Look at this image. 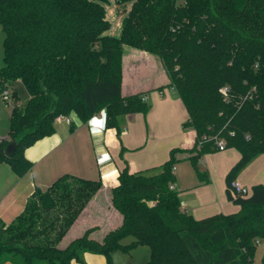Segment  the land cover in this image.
<instances>
[{
  "label": "trees",
  "instance_id": "1",
  "mask_svg": "<svg viewBox=\"0 0 264 264\" xmlns=\"http://www.w3.org/2000/svg\"><path fill=\"white\" fill-rule=\"evenodd\" d=\"M114 1L127 10L118 37L109 34L110 0H0V92L12 90L14 104L9 137L0 147L18 143L15 156L0 158V164L18 178L31 172L35 163L27 150L54 136L60 117L75 114L87 124L105 112L107 128L120 136L119 117L147 113L143 94L122 92L126 47L161 60L196 142L192 149H172L157 169L124 167L109 191L122 222L100 239L90 228L62 246L104 188L101 180L65 174L46 189L36 187L15 220L0 218V264H86L87 253L113 264V254L140 246L150 250L146 264H255L264 239V185L242 197L230 183L264 154V0ZM18 81L29 96L24 107L17 105ZM220 143L241 154L226 178L228 199L240 209L196 220L171 189L174 169L190 161L207 182L198 163L219 152Z\"/></svg>",
  "mask_w": 264,
  "mask_h": 264
},
{
  "label": "crops",
  "instance_id": "2",
  "mask_svg": "<svg viewBox=\"0 0 264 264\" xmlns=\"http://www.w3.org/2000/svg\"><path fill=\"white\" fill-rule=\"evenodd\" d=\"M122 90L124 96L143 94L149 110L119 117L120 136L116 129L107 128L105 112L87 124L72 114L71 123L58 118L56 134L27 150V158L35 165L24 177L18 178L7 163L0 164V218L4 222H12L23 212L36 187L46 189L61 176L72 174L101 180L104 188L70 230L69 234L76 232L74 237L65 243L68 234L62 246L90 228H96L92 237L100 239L122 222L121 215L111 205L109 191L119 183L120 172L126 165L131 172L157 169L169 159L172 149L193 148L196 131L184 126L188 112L174 88L169 87L167 72L154 55L125 48ZM240 157L236 149L205 155L198 163L200 170L207 172L205 183L200 181L190 161L179 163L174 174L182 210L196 220L237 213L240 208L228 199L226 178ZM236 180L248 191L253 186L264 185V154L256 157ZM101 194L109 203L99 204ZM259 245L264 248V239ZM84 259L86 264H108L101 255L87 253Z\"/></svg>",
  "mask_w": 264,
  "mask_h": 264
},
{
  "label": "rangeland",
  "instance_id": "3",
  "mask_svg": "<svg viewBox=\"0 0 264 264\" xmlns=\"http://www.w3.org/2000/svg\"><path fill=\"white\" fill-rule=\"evenodd\" d=\"M128 9V8H126ZM107 10V17L109 21L112 24V28L109 32L112 36H119L122 28L123 20L127 14V10L120 11L118 9L117 5L115 4L114 0H110V2L106 5ZM4 33L2 31V28L0 26V68L3 67V57H4ZM126 49H132L130 47H126ZM156 57V56H154ZM158 61H161L158 57H156ZM14 90L17 93V105L20 107H24L28 101V94L26 92V89L24 85L18 81L14 84ZM9 91L8 89H3L2 92H0V139H5L9 137V131H10V115L11 111L13 109V91L10 90V99H6L5 92ZM57 127V123L55 124ZM58 128V127H57ZM251 190H249L250 194ZM98 198L99 204L103 205V202H108V199L106 198ZM98 234V232H96ZM102 233V232H101ZM74 234L76 232H72L69 234V238L65 240V243L69 242L70 238L74 237ZM100 234V231H99ZM132 241L131 238H128L125 243H130ZM64 243V242H63ZM64 245V244H63ZM264 258V248H262L261 245H258L256 255H255V264H261ZM150 259V250L146 246H140L136 249H134L131 253H123V252H117L112 255V262L113 264H146Z\"/></svg>",
  "mask_w": 264,
  "mask_h": 264
},
{
  "label": "built area",
  "instance_id": "4",
  "mask_svg": "<svg viewBox=\"0 0 264 264\" xmlns=\"http://www.w3.org/2000/svg\"><path fill=\"white\" fill-rule=\"evenodd\" d=\"M9 96H10V92H9V91L5 92V97H6V99H10ZM60 118H63V119H65L68 123H71L70 118H65V117H60ZM1 141H2V140L0 139V142H1ZM219 150H220V151L225 150L224 145L221 144V143L219 144ZM98 158H99V160H100V159H102V156L99 155ZM171 189H172V190H176L175 185H172V186H171ZM230 189H231V191H232L233 194L238 195V196L246 197V196L249 195V191H248L245 187H243V186L241 185V183H240L239 181H237V180H233V181L230 183Z\"/></svg>",
  "mask_w": 264,
  "mask_h": 264
},
{
  "label": "water",
  "instance_id": "5",
  "mask_svg": "<svg viewBox=\"0 0 264 264\" xmlns=\"http://www.w3.org/2000/svg\"><path fill=\"white\" fill-rule=\"evenodd\" d=\"M18 143L16 141L10 142L7 147H0V158H13L16 154Z\"/></svg>",
  "mask_w": 264,
  "mask_h": 264
}]
</instances>
